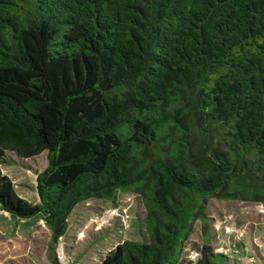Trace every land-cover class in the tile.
Masks as SVG:
<instances>
[{"label": "trees", "instance_id": "obj_1", "mask_svg": "<svg viewBox=\"0 0 264 264\" xmlns=\"http://www.w3.org/2000/svg\"><path fill=\"white\" fill-rule=\"evenodd\" d=\"M6 151L47 155L35 204L0 168L12 217L55 244L80 201L134 192L146 238L100 264H177L211 197L264 203V0H0Z\"/></svg>", "mask_w": 264, "mask_h": 264}, {"label": "rangeland", "instance_id": "obj_2", "mask_svg": "<svg viewBox=\"0 0 264 264\" xmlns=\"http://www.w3.org/2000/svg\"><path fill=\"white\" fill-rule=\"evenodd\" d=\"M46 164V151L28 158L6 151L0 168L35 204L37 176ZM144 214L134 192L120 191L115 202L89 198L75 205L54 244L43 218H14L0 208V264H54V255L59 264H100L120 242L146 238ZM204 250L223 254V264H264V203L211 197L177 264H195Z\"/></svg>", "mask_w": 264, "mask_h": 264}]
</instances>
